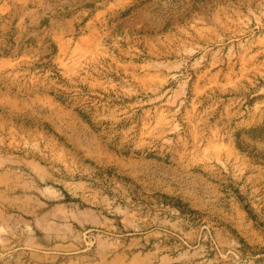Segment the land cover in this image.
<instances>
[{
    "label": "rangeland",
    "instance_id": "1",
    "mask_svg": "<svg viewBox=\"0 0 264 264\" xmlns=\"http://www.w3.org/2000/svg\"><path fill=\"white\" fill-rule=\"evenodd\" d=\"M0 264H264V0H0Z\"/></svg>",
    "mask_w": 264,
    "mask_h": 264
}]
</instances>
